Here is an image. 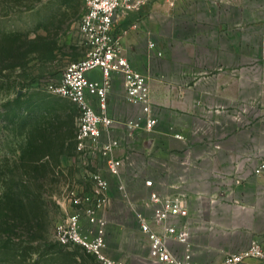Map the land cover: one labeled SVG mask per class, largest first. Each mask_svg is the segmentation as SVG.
I'll list each match as a JSON object with an SVG mask.
<instances>
[{
	"label": "crops",
	"instance_id": "obj_1",
	"mask_svg": "<svg viewBox=\"0 0 264 264\" xmlns=\"http://www.w3.org/2000/svg\"><path fill=\"white\" fill-rule=\"evenodd\" d=\"M122 19L116 30L126 29L124 52L149 78L156 123L125 128L141 106L114 74L107 114L124 162L120 178L106 173L100 209L125 200L122 184L132 194L128 177L144 187L153 177L167 193L187 195L192 258L216 264L264 239V171L255 172L264 162V0H148ZM252 112L261 116L244 124ZM171 250L181 257L185 244Z\"/></svg>",
	"mask_w": 264,
	"mask_h": 264
},
{
	"label": "rangeland",
	"instance_id": "obj_2",
	"mask_svg": "<svg viewBox=\"0 0 264 264\" xmlns=\"http://www.w3.org/2000/svg\"><path fill=\"white\" fill-rule=\"evenodd\" d=\"M87 3L0 0V264H100L82 248L64 247L54 237L59 221L97 201L92 174L108 179L105 159L75 148L77 108L50 91L65 67L86 55L78 25ZM122 24L120 18L117 28ZM244 116L246 124L261 114ZM149 179L153 185L144 187L139 178H127L134 200L169 194ZM125 204L116 196L97 210L107 220V252L127 264H152L148 236ZM138 209L149 213V208ZM84 226L94 228L85 220Z\"/></svg>",
	"mask_w": 264,
	"mask_h": 264
},
{
	"label": "built area",
	"instance_id": "obj_3",
	"mask_svg": "<svg viewBox=\"0 0 264 264\" xmlns=\"http://www.w3.org/2000/svg\"><path fill=\"white\" fill-rule=\"evenodd\" d=\"M148 0H88L87 8L79 21V32L87 47L86 55L69 63L60 79L50 85V91L69 100L77 108L75 148L81 155L98 154L105 159L107 172L120 178L123 160L116 157L120 139L115 135L116 121L107 114L108 97L114 74L123 76L125 97L128 102L141 106V113L124 123L129 132L138 129L151 130L156 123L153 117L152 99L148 76L136 69L121 42L116 25ZM167 3L179 0H165ZM138 28V23L132 24ZM153 47V43H150ZM264 171V162L255 169ZM93 178L100 196L86 211L68 214L54 229V237L64 247L77 246L92 255L100 264H127L107 252L106 220L97 210L106 202L104 195L108 180L99 172ZM146 186L153 181L145 180ZM126 202L132 208L139 229L148 236V256L152 264H199L190 252L188 197L183 192L166 195L154 192L147 200L133 201L124 185H121ZM139 202V203H138ZM149 208V213L138 207ZM87 225L94 228H86ZM185 244L183 256L172 253L171 243ZM216 264H264V239L255 238L250 245L238 252L227 254Z\"/></svg>",
	"mask_w": 264,
	"mask_h": 264
},
{
	"label": "trees",
	"instance_id": "obj_4",
	"mask_svg": "<svg viewBox=\"0 0 264 264\" xmlns=\"http://www.w3.org/2000/svg\"><path fill=\"white\" fill-rule=\"evenodd\" d=\"M58 129H60V131H61V132H60L61 136H62V137H65V134H64V133H66V131L63 133V130H62L63 128H62V127H60V128L58 127ZM62 134H63V135H62ZM74 136H75V133H74ZM74 136H73V138H74ZM47 156H49V154H47ZM35 178L37 179V176H36ZM36 197H38V195H36Z\"/></svg>",
	"mask_w": 264,
	"mask_h": 264
}]
</instances>
